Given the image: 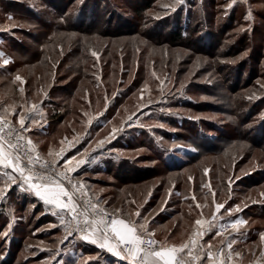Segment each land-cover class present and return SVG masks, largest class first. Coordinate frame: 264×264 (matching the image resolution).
Listing matches in <instances>:
<instances>
[{"label": "rangeland", "instance_id": "rangeland-1", "mask_svg": "<svg viewBox=\"0 0 264 264\" xmlns=\"http://www.w3.org/2000/svg\"><path fill=\"white\" fill-rule=\"evenodd\" d=\"M174 3L0 0V114L18 127L23 114L32 146L62 154L61 167L83 159L75 173L98 206L157 242L188 243L201 219L202 262L211 245L218 259L264 264V3ZM107 160L147 177L121 179ZM5 172L0 264L123 263L64 239L67 214L15 197Z\"/></svg>", "mask_w": 264, "mask_h": 264}, {"label": "snow or ice", "instance_id": "snow-or-ice-1", "mask_svg": "<svg viewBox=\"0 0 264 264\" xmlns=\"http://www.w3.org/2000/svg\"><path fill=\"white\" fill-rule=\"evenodd\" d=\"M182 3L183 0H175L174 5L171 6L172 11H175L176 6ZM234 3L235 0H233ZM233 4H229V7H232ZM91 54L97 56L94 51ZM7 63L8 61L5 60L4 64L6 65ZM16 80H21V77L17 75ZM35 107L36 105H33V108ZM5 127L8 128L7 133H5ZM23 130H27L23 114L19 117V130L9 126L6 119L0 118V166L4 169L11 168L12 172L18 174L4 173V175L8 176L10 183H18L23 191L32 192L45 204L66 210L71 215V220L67 221V223L62 220L67 232L64 239L72 235L73 231H77L80 233V239L97 245L100 249L106 250L114 256L127 260L129 264H198L201 261L204 255L203 246L197 244V238L202 237L204 234L203 224L205 222L201 219L195 221V224L200 226V229L194 233L193 239L180 246H168L167 243L157 242L152 238V234L147 233L146 230L145 232L138 231L135 223L130 220L126 221V219L119 216V210H116V214H109L106 209L100 208L98 204L85 201L84 226L81 227V221L78 220V216L81 215L78 212L80 205L76 200V196L77 193L81 196H86L87 193L84 191V184L73 183L68 173L75 172L77 165L84 164L85 161L80 159L76 164L68 161L63 165V170H58L59 161L55 156L50 161L44 160L41 163L40 156L33 157L27 151L21 152L24 146L20 144V141L25 139L21 134ZM113 131H120V129H114ZM105 142L99 141L98 146H102ZM26 143L27 145H32L30 139ZM31 151H34V147ZM25 158L31 167L21 166L22 159ZM37 163L40 164L41 171L34 169ZM65 181L70 187L66 186ZM3 191V189H0V193H3ZM197 207L203 206L197 205ZM88 208L91 209L95 218L88 219ZM221 209H224V204L216 203L213 218H215L216 213L221 212ZM239 210V207L235 209V211ZM225 211L231 214L232 210L225 209ZM53 214L55 215L56 213L54 212ZM136 215L139 216V212ZM242 223L245 222L237 219L231 224V228L237 230ZM143 227L141 225V228ZM209 227H213V225H209ZM221 227L223 229L226 226L222 225ZM217 235H222V232H218ZM261 240H264V234H261ZM233 243L234 241L228 242L227 248L232 249ZM220 255L230 256L231 253H224L223 249H221ZM207 258L210 264H224V259H218L214 256L211 245L207 249ZM85 264H88V262L86 261Z\"/></svg>", "mask_w": 264, "mask_h": 264}, {"label": "built area", "instance_id": "built-area-1", "mask_svg": "<svg viewBox=\"0 0 264 264\" xmlns=\"http://www.w3.org/2000/svg\"><path fill=\"white\" fill-rule=\"evenodd\" d=\"M0 118H2V119H6L7 121H8V125L9 126H11V127H13V128H15V129H17V130H19V127L17 126V124L11 119V118H9V117H7V116H5V115H1L0 114ZM7 131H8V128L7 127H5V133H7ZM21 134L24 136V140H21L20 141V144L21 145H23L24 147L21 149V152L22 153H24L25 151H27L28 152V154L29 155H32L33 157H35V156H40L41 157V163L44 161V160H51V159H49V158H46V157H44L41 153H40V151L39 150H37V149H35L34 148V151H31V149L33 148V146L31 145H27V140H28V138H27V135L23 132V131H21ZM63 155L61 154L59 157H57V159H58V161L61 159V157H62ZM21 166H23V167H31L30 165H28V163H27V159L25 158V159H22V164H21ZM34 169L36 170V171H41V169H40V164L39 163H37V164H35V166H34ZM58 170H63V167H61L60 165H59V168H58ZM12 175H18L17 173H12ZM68 175L72 178V182L73 183H83L84 184V191L87 193V195L86 196H81L79 193H77V196H76V200H77V202H78V204L80 205L79 207H78V212L81 214L80 216H78V220H80L81 221V227H83L84 225H83V219H84V213H85V201H90L91 203H94V204H97V201H96V198H95V196L93 195V193L91 192V190L88 188V186L85 184V182L75 173V172H71V173H68ZM65 184H66V186H68L67 185V182L65 181ZM10 185H18V183L17 184H12V183H10ZM68 187H70V186H68ZM107 212L109 213V214H112V212H110V211H108L107 210ZM87 215H88V219H93V218H95L94 217V214L92 213V211H91V209L90 208H88L87 209ZM70 219H71V215H70ZM224 226H226V224H223ZM222 226V225H221ZM221 229H222V227H220ZM225 228V227H224ZM72 235H75V236H78V237H80V233L79 232H77V231H73V233H72ZM146 238H147V236H146ZM152 238H154L153 236H152ZM155 239V238H154ZM222 259H224V264H236V263H233V262H230V261H228L226 258H222ZM198 264H210V262H199Z\"/></svg>", "mask_w": 264, "mask_h": 264}, {"label": "trees", "instance_id": "trees-1", "mask_svg": "<svg viewBox=\"0 0 264 264\" xmlns=\"http://www.w3.org/2000/svg\"><path fill=\"white\" fill-rule=\"evenodd\" d=\"M263 3H264V0H262ZM149 6V5H147ZM143 8H139L137 9L136 11H141ZM183 34L181 32H179V30H176L174 32V35H173V38L176 40H179L181 39L183 36ZM220 140V138H219ZM38 150V149H37ZM119 159V158H118ZM108 161V162H107ZM105 162L106 165L105 167H107V169L113 173L116 174L117 177H120L121 179H124V180H131V181H137L141 178H144V177H147V170L146 169H143V170H135V169H130L129 167H126V166H113L114 164L120 162V159L118 162L115 163V161H110V160H107ZM94 167H91V170H93ZM90 169V168H89ZM135 170V171H133ZM79 174V173H78ZM82 179V178H81ZM83 180V179H82ZM84 181V180H83ZM85 182V181H84ZM86 184V183H85ZM87 185V184H86ZM88 186V185H87ZM9 192L11 193H14V196L17 197V198H26V197H34L36 198V200H39L41 202V200L37 197H35L31 192H25L22 190V188L19 186V185H9ZM31 194V195H30ZM48 206H51V205H48ZM55 211H60L58 209H55ZM63 213L65 214V212L63 211ZM67 219L69 220L70 217L67 216ZM87 242V241H86ZM88 244L85 243V246L86 247H89V248H92L94 249L95 251H101L99 247H97L96 245H93L89 242H87ZM106 254V253H104ZM94 260V259H93ZM118 261H122L124 264V262L126 263V260H118ZM88 264H91L90 261H88Z\"/></svg>", "mask_w": 264, "mask_h": 264}, {"label": "crops", "instance_id": "crops-1", "mask_svg": "<svg viewBox=\"0 0 264 264\" xmlns=\"http://www.w3.org/2000/svg\"><path fill=\"white\" fill-rule=\"evenodd\" d=\"M9 171H11L12 172V169L11 168H9L8 169ZM13 173V172H12ZM32 193V192H31ZM34 196H35V194L34 193H32ZM35 197H37V196H35ZM37 198H39V197H37ZM40 199V198H39ZM41 200V199H40ZM42 201V200H41ZM52 206V205H51ZM57 209V208H56ZM58 210H60L61 211V209H58ZM62 211H64L66 214H67V216H69L70 217V214H68L67 213V211L66 210H62ZM97 246V245H96ZM175 246H178V245H175ZM202 261H204V257H202V259H201V261L200 262H202Z\"/></svg>", "mask_w": 264, "mask_h": 264}]
</instances>
